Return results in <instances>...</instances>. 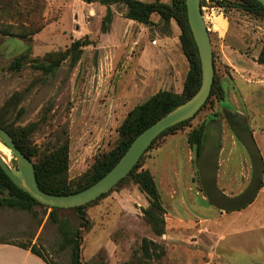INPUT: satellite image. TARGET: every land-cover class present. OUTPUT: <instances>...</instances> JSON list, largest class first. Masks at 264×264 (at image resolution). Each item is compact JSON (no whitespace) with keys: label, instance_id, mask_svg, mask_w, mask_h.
Instances as JSON below:
<instances>
[{"label":"rangeland","instance_id":"obj_1","mask_svg":"<svg viewBox=\"0 0 264 264\" xmlns=\"http://www.w3.org/2000/svg\"><path fill=\"white\" fill-rule=\"evenodd\" d=\"M213 1L220 6L216 1L222 0ZM224 9L227 29L209 32L215 77L225 100L213 97L188 126L160 140L142 161L144 168L148 162L154 165L149 170L166 209L164 234L156 235L144 219L147 197L126 181L86 207L91 228L83 232V264H264V177L250 205L222 212L208 201L197 151L189 144V135L200 125L205 143L214 139L212 134L220 137L217 183L230 198L244 193L253 175L251 157L238 135L241 128L234 123L243 127L244 121L264 159V66L256 62L264 20ZM106 11L99 2L83 0H0V113L14 129H32L31 143L41 155L68 142L67 180L72 185L117 147L119 128L130 111L159 91L181 94L190 69L175 22L164 26L155 16V25L133 23L119 4L112 6L113 20L104 30ZM4 31L34 34L23 38ZM77 40L90 45L49 74L37 70V64H48L50 55L60 58ZM23 55L28 57L19 67ZM0 154L17 167L12 153ZM174 180L180 181L179 189ZM51 215L45 206L32 212L0 208V241L35 246L52 264H70L69 250L59 249L54 220L75 226L77 213ZM144 238L158 246L160 256L144 257Z\"/></svg>","mask_w":264,"mask_h":264},{"label":"trees","instance_id":"obj_2","mask_svg":"<svg viewBox=\"0 0 264 264\" xmlns=\"http://www.w3.org/2000/svg\"><path fill=\"white\" fill-rule=\"evenodd\" d=\"M83 1L87 3L99 2L101 5L107 7L106 15L103 21L104 30L107 29V24L111 23L113 20L112 6L119 4H122L126 7L127 11L125 17L128 20H133L146 26L155 25L153 22V18L155 16L160 17L164 26L169 27L171 22H175L181 30L180 42L190 69L186 76L181 94L166 90L159 91L146 102L136 106L132 111L129 112L119 128V143L117 147L107 155L99 158L94 164L93 168L85 175L84 179H81L76 185L70 184L67 180V173L69 170L68 142L53 151L41 155L40 150L31 143L30 137L32 134V129H14L13 127L6 124L2 113H0V127L11 134L16 142V146L22 151V153H24L31 160L34 158L38 159L36 162H34L38 184L42 190L53 195L76 194L86 190L101 180L120 161L134 140L142 132L166 116L168 113L187 102L199 91L202 84L201 61L195 39L189 25L186 0H171L169 3L163 2L161 0ZM216 2L222 7H227L228 10H241L264 20V6L257 0H222ZM4 34L28 38L34 33L13 35L10 32L4 31ZM88 45H90V43H87L86 41H74L71 48L63 53L60 58L54 59V56L50 55L48 56V64H37L36 68L37 70H41L49 74L56 67L61 66V63L67 59L71 53L73 54L79 52L83 47ZM27 57V55L20 57L18 59L17 65L19 67L23 66V61H25ZM256 62L259 65L264 66V42ZM213 97H215L218 101L225 100L224 87L219 82L217 77H215L211 95L204 107L209 104ZM203 108L200 110V112L203 110ZM193 119L194 117L164 131L153 142L131 173L108 193L85 206L73 209L52 208L39 203L29 194L19 189L0 167V208L7 207L32 212L36 206H45L52 210V218L59 211H75L78 217V221L75 226L70 225L68 222H61L59 220H54V222L58 225V231L61 236L59 249L62 251L69 250L70 264H83V232L91 228L90 221L85 213L86 207L102 199L103 197H106L110 192L116 191L118 188H120L126 181L131 180L149 201V207L143 211L144 219L152 226L156 235L162 236L165 232L166 221L164 215L166 214V209L163 204V199L157 180L149 169H146L142 166V161L146 154L150 152L160 140L169 135L175 134L179 130L184 129V127L188 126ZM205 138V127L203 125H200L189 135V144L194 146L197 151L198 165L204 147ZM3 242L4 241H0V243ZM22 246L31 248V251L35 255L43 259L48 264H52L35 246ZM141 249L146 259H153L155 254L156 256L161 255V253L158 252V246L147 238L143 239ZM161 252L164 254V251Z\"/></svg>","mask_w":264,"mask_h":264},{"label":"water","instance_id":"obj_3","mask_svg":"<svg viewBox=\"0 0 264 264\" xmlns=\"http://www.w3.org/2000/svg\"><path fill=\"white\" fill-rule=\"evenodd\" d=\"M202 0H186L189 25L191 27L201 61L202 84L199 91L187 102L168 113L155 124L142 132L131 144L125 155L101 180L84 191L70 195H53L42 190L38 184L36 167L16 146L11 134L0 127V140L18 160L17 167L11 168L0 155V167L21 190L39 203L52 208L73 209L85 206L108 193L138 164L153 142L167 129L195 117L207 103L215 80L214 54L210 32L201 12ZM264 6V0H257ZM243 126L238 135L248 151L253 175L249 187L238 197H227L220 191L217 183L220 148L217 144L220 137L213 135L207 139L199 159L202 184L209 203L222 212H232L250 205L257 197L263 185L264 159L252 132Z\"/></svg>","mask_w":264,"mask_h":264},{"label":"crops","instance_id":"obj_4","mask_svg":"<svg viewBox=\"0 0 264 264\" xmlns=\"http://www.w3.org/2000/svg\"><path fill=\"white\" fill-rule=\"evenodd\" d=\"M159 20V19H158ZM133 23L140 24L136 21L130 20ZM160 21V20H159ZM158 21V22H159ZM143 25V24H142ZM171 26H174V22H171ZM153 163V162H152ZM151 162L146 163L145 168L153 171L154 165L151 167ZM178 176V173H176ZM179 180L172 183L179 189ZM171 184V187H172ZM178 189L174 188V192L177 193ZM189 196L192 197V194L189 193ZM0 264H48L43 259L35 255L31 248L23 247L21 244L6 242L0 243Z\"/></svg>","mask_w":264,"mask_h":264},{"label":"built area","instance_id":"obj_5","mask_svg":"<svg viewBox=\"0 0 264 264\" xmlns=\"http://www.w3.org/2000/svg\"><path fill=\"white\" fill-rule=\"evenodd\" d=\"M201 12L205 24L208 30H213L215 28L214 21L217 18L225 19V9L214 3L213 0H202L201 1Z\"/></svg>","mask_w":264,"mask_h":264},{"label":"bare ground","instance_id":"obj_6","mask_svg":"<svg viewBox=\"0 0 264 264\" xmlns=\"http://www.w3.org/2000/svg\"><path fill=\"white\" fill-rule=\"evenodd\" d=\"M215 28L219 31H224L227 29V21L224 18H217L215 21ZM0 153L5 157L9 156L11 151L0 141ZM1 155V154H0ZM2 156V155H1ZM4 159V158H3ZM5 160V159H4ZM6 161V160H5Z\"/></svg>","mask_w":264,"mask_h":264},{"label":"flooded vegetation","instance_id":"obj_7","mask_svg":"<svg viewBox=\"0 0 264 264\" xmlns=\"http://www.w3.org/2000/svg\"><path fill=\"white\" fill-rule=\"evenodd\" d=\"M234 127L238 128V129L242 128V127H240V125L238 123H236V124L234 123ZM236 128H234V129H236Z\"/></svg>","mask_w":264,"mask_h":264}]
</instances>
